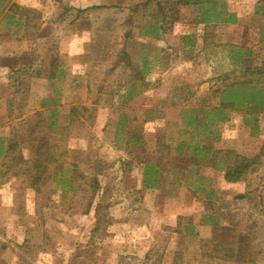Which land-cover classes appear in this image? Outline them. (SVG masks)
Instances as JSON below:
<instances>
[{
  "label": "rangeland",
  "instance_id": "rangeland-1",
  "mask_svg": "<svg viewBox=\"0 0 264 264\" xmlns=\"http://www.w3.org/2000/svg\"><path fill=\"white\" fill-rule=\"evenodd\" d=\"M173 1L0 0V264H264V0Z\"/></svg>",
  "mask_w": 264,
  "mask_h": 264
},
{
  "label": "trees",
  "instance_id": "trees-1",
  "mask_svg": "<svg viewBox=\"0 0 264 264\" xmlns=\"http://www.w3.org/2000/svg\"><path fill=\"white\" fill-rule=\"evenodd\" d=\"M215 1V0H214ZM206 2V0H175L173 1V4L178 6V5H184V6H189V5H194V4H200L203 5V3ZM19 8L15 4H11L7 12L11 14V20L10 23L14 24L15 26H20L19 20L14 19V15L12 14V8ZM158 10L157 12L159 14H164L163 7L161 5H157ZM94 8V7H90ZM88 9V8H86ZM176 11V10H175ZM173 13L174 19L176 20V14ZM165 15V14H164ZM232 14H228V17L224 19V22L227 23H234L236 20L231 18ZM230 57L236 58V59H241V67L244 65L242 68L246 78L244 81L239 82L237 85L238 87L232 88L230 86L228 89H224L220 92V104L223 106L224 103H229L231 106L237 107L239 109L245 107L246 105H253L255 107L253 108H258L257 106H262L264 105V87L258 86L256 84L264 83V60L261 61L259 64L253 65L251 64V59H250V49H243L239 48L236 49L233 47L231 50H229ZM235 84V83H233ZM227 100V101H225ZM74 109V107H73ZM222 114V112L220 111ZM222 119V116L220 117ZM15 146V143L13 141H9L5 145V151L8 152L9 149ZM1 145H0V152H1ZM197 148L195 147L194 150ZM36 153L43 157L44 155H51L49 151H40V149L37 147L36 148ZM46 157V156H45ZM44 157V158H45ZM258 155H255L253 157H246L242 155H234L233 156V162L228 165L223 173V178L224 180L228 182H237L241 178H243L244 174L250 169V167L253 166L257 162ZM204 161V160H203ZM40 160H36V165L35 167L37 169H40L42 173L45 172V165H41ZM157 173L155 165L153 164H147L145 165L144 169V174H143V181L142 185L144 188H154L157 184V181L154 179H151V182L149 181L148 177H150L151 172ZM92 186H94V189L99 187L98 181L96 178L92 177Z\"/></svg>",
  "mask_w": 264,
  "mask_h": 264
}]
</instances>
